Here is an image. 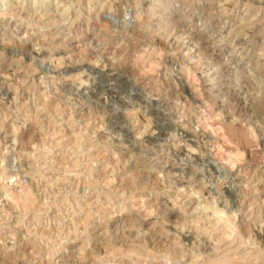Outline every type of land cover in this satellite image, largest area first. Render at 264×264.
Listing matches in <instances>:
<instances>
[{
    "label": "rangeland",
    "instance_id": "374dc122",
    "mask_svg": "<svg viewBox=\"0 0 264 264\" xmlns=\"http://www.w3.org/2000/svg\"><path fill=\"white\" fill-rule=\"evenodd\" d=\"M0 264H264V0H0Z\"/></svg>",
    "mask_w": 264,
    "mask_h": 264
},
{
    "label": "water",
    "instance_id": "95a60500",
    "mask_svg": "<svg viewBox=\"0 0 264 264\" xmlns=\"http://www.w3.org/2000/svg\"><path fill=\"white\" fill-rule=\"evenodd\" d=\"M167 11H168V8H165V6H164V7H163V12H166V13H167ZM166 13H164V14H166ZM220 64H221V63H220ZM236 64L238 65V63H236ZM222 65H224V64H222ZM258 87H259V85H254V86H253V88H254L255 91L258 89ZM130 89H131L132 91H134V92L139 93V90L136 89V88L133 87V86H130Z\"/></svg>",
    "mask_w": 264,
    "mask_h": 264
}]
</instances>
